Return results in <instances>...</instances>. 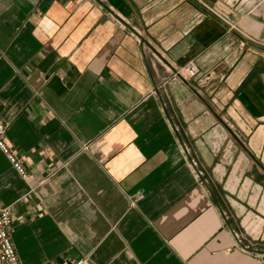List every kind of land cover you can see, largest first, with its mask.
Wrapping results in <instances>:
<instances>
[{"label":"crops","instance_id":"1","mask_svg":"<svg viewBox=\"0 0 264 264\" xmlns=\"http://www.w3.org/2000/svg\"><path fill=\"white\" fill-rule=\"evenodd\" d=\"M0 118L21 264H264V0H0Z\"/></svg>","mask_w":264,"mask_h":264},{"label":"built area","instance_id":"2","mask_svg":"<svg viewBox=\"0 0 264 264\" xmlns=\"http://www.w3.org/2000/svg\"><path fill=\"white\" fill-rule=\"evenodd\" d=\"M197 65L190 61L177 71V75L183 79L193 78L198 74ZM6 124L0 118V149L5 153L13 166L21 174L23 178H27V173L19 160L11 152L10 148L5 142L4 135L6 132ZM12 232V218L11 212L8 208L0 205V264H21L15 251L14 244L11 238ZM72 264H88V261L78 260Z\"/></svg>","mask_w":264,"mask_h":264}]
</instances>
